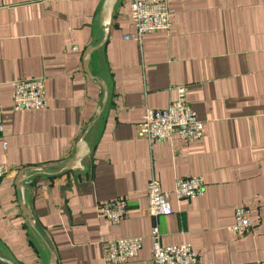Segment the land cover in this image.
Instances as JSON below:
<instances>
[{
	"label": "crops",
	"instance_id": "crops-1",
	"mask_svg": "<svg viewBox=\"0 0 264 264\" xmlns=\"http://www.w3.org/2000/svg\"><path fill=\"white\" fill-rule=\"evenodd\" d=\"M103 1L0 0V264H152L154 225L161 245L188 244L200 264L264 260V0H164L169 28L137 38L131 0H117L88 74ZM32 78L46 106L13 112L10 83ZM177 86L202 136L148 142L145 107L166 108ZM85 132L83 168L63 170ZM193 176L202 194L171 195V214L149 216L151 177L171 190ZM115 199L123 219L100 217ZM240 206L253 225L238 236L228 227ZM126 237H142L139 254L107 262L105 242Z\"/></svg>",
	"mask_w": 264,
	"mask_h": 264
},
{
	"label": "built area",
	"instance_id": "built-area-1",
	"mask_svg": "<svg viewBox=\"0 0 264 264\" xmlns=\"http://www.w3.org/2000/svg\"><path fill=\"white\" fill-rule=\"evenodd\" d=\"M130 22L136 30V38L154 30H166L170 26L168 8L164 0H131L129 3ZM11 108L13 112L41 110L46 106L44 81L39 78L16 79L11 83ZM178 96L166 108L150 109L145 107L140 128L148 142L167 141L177 134L185 140L199 139L203 133L201 121L186 100L183 86H177ZM3 132V116L0 112V135ZM7 168L0 165V182ZM204 180L200 176L178 177L171 190H163L159 180L151 177L146 187V210L151 217L169 215L172 212L170 196L178 199H191L202 194ZM97 212L105 220L118 221L127 212L126 201L115 199L100 203ZM234 221L228 230L240 236L252 228V218L248 207H236L233 210ZM152 264H200L198 255L190 245H161L157 226L151 229ZM142 237L109 239L105 242V259L109 263H123L127 258L139 254ZM264 264V260L257 262Z\"/></svg>",
	"mask_w": 264,
	"mask_h": 264
},
{
	"label": "water",
	"instance_id": "water-1",
	"mask_svg": "<svg viewBox=\"0 0 264 264\" xmlns=\"http://www.w3.org/2000/svg\"><path fill=\"white\" fill-rule=\"evenodd\" d=\"M117 0H104L103 4H102V10H101V16H100V24L102 25V29H103V36L102 39L96 43V44H91L89 45L83 53V65H84V70L89 74V69H88V62H89V57L92 51L96 50L97 48L101 47L102 44L104 43L108 32H109V28H110V20H111V15L114 9V4L116 3ZM104 85V84H103ZM103 101H102V105L104 104L105 100H106V94H105V86H103ZM96 114L94 117V120L96 119V117L100 114V107H98L96 109ZM93 120V121H94ZM90 124H88L89 126ZM87 131V130H86ZM86 132L80 137V139L76 142L75 144V152L73 155V158L66 162L64 165L63 170H76V169H82L83 166L80 164V161L87 156V154L89 153V147L86 144V142L84 141V137H85ZM24 176L21 175L17 180L18 183L24 181L25 179L23 178ZM27 216L30 217L29 213H26ZM51 264H55V254H52L51 256Z\"/></svg>",
	"mask_w": 264,
	"mask_h": 264
}]
</instances>
